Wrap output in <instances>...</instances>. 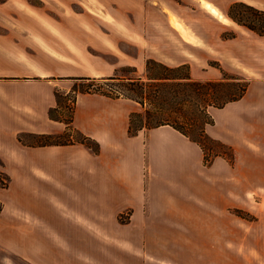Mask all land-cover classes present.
I'll list each match as a JSON object with an SVG mask.
<instances>
[{
  "label": "crops",
  "instance_id": "crops-1",
  "mask_svg": "<svg viewBox=\"0 0 264 264\" xmlns=\"http://www.w3.org/2000/svg\"><path fill=\"white\" fill-rule=\"evenodd\" d=\"M59 44L48 39L31 63L0 37V160L24 178L31 216L22 224L33 216L45 229L17 232V221L0 216L1 240L38 247L36 260L0 242V264L15 256L19 264H264V83L251 79L239 99L208 108L206 131L234 147L233 166L219 157L203 165L200 147L168 124L129 135L133 104L93 92L78 95L70 125L98 152L81 142L22 143L21 133L64 131L48 115L60 79L112 75L99 56L84 55L86 64ZM65 189L76 194L73 219L54 197ZM232 207L257 219L232 216Z\"/></svg>",
  "mask_w": 264,
  "mask_h": 264
},
{
  "label": "rangeland",
  "instance_id": "rangeland-1",
  "mask_svg": "<svg viewBox=\"0 0 264 264\" xmlns=\"http://www.w3.org/2000/svg\"><path fill=\"white\" fill-rule=\"evenodd\" d=\"M234 2H243L258 11L234 5ZM229 11L243 18L242 23L260 29L264 26V0H0V37H9L13 51L22 54L29 62L35 60L40 50L47 46V40L51 41L54 37V43H61L59 45L62 49L78 54L80 62L88 64L84 55L99 56L104 64L114 68L112 74L140 76L147 81L148 77L188 71L195 80L225 79L227 85L217 91L224 97L238 93L242 84L247 85L251 79L256 78L264 83V33L238 23L227 14ZM150 59L156 63H151L149 69H146V61ZM159 64L169 68L180 64L185 66L167 71ZM120 83L101 79H60L56 88L57 105L51 116L66 123V127L62 133L54 135L53 139L61 144L85 141V135L70 125L78 95L98 93L86 91L88 87L118 88L121 87ZM261 89L264 90L263 85ZM120 97L134 106L131 111L134 112L133 125L152 121L151 116L157 110L158 103L149 104L146 101L141 105L132 99ZM257 100L258 105L264 104V97ZM180 103L182 111L175 114L181 120L185 115L200 122L204 120L201 110L204 101L187 96ZM212 107L215 106L208 105L207 110ZM146 110L150 111L149 114ZM164 110L170 112L168 101L164 103ZM212 138L220 142L206 139L204 150L197 144L202 156L206 154L208 160V164L203 161V165L209 166L219 157L233 166L236 160L234 147L219 138ZM41 139L44 140L43 137H24V140L30 142ZM97 144L91 142L93 149L99 150ZM232 152L234 159L229 160ZM3 165L0 160L1 220L17 221V225L11 226L17 232L30 230L34 233L40 229L45 232L42 224L33 216L25 221L26 227L22 224L25 215L28 218L31 216L22 204L24 178L20 175L11 176ZM75 195L65 189L54 196L60 204L59 210L71 219L77 210L71 206ZM58 203L52 201L53 206ZM228 213L244 221L257 219L256 213L243 207H232ZM122 219L123 215L120 216ZM0 242H5L16 251L25 249V253L32 259H38L35 242H27V246H24L25 241L19 237L8 241L0 239ZM239 243L242 244V240ZM239 249L242 261L244 248L240 245ZM18 262L17 256L10 258V264Z\"/></svg>",
  "mask_w": 264,
  "mask_h": 264
},
{
  "label": "trees",
  "instance_id": "trees-1",
  "mask_svg": "<svg viewBox=\"0 0 264 264\" xmlns=\"http://www.w3.org/2000/svg\"><path fill=\"white\" fill-rule=\"evenodd\" d=\"M236 4L234 5H242L248 8L253 9L254 11H258L256 8H252L250 6H247L243 2H234ZM262 13V12H260ZM227 14L237 21L238 23L246 25L248 28L253 29L259 33H264V26H262V29L258 28L257 26H251L249 24L242 23L243 18H240L237 16L232 11L227 12ZM264 14V12H263ZM243 17V16H241ZM151 63H156L154 60H147L146 61V69H149ZM163 69L167 71H175L177 69H180L181 67L185 66L184 64H180L176 67L169 68L168 66L164 64H159ZM80 79H89V80H106V81H117L121 82L119 85L121 87L118 88H108V89H103L100 87H96L95 89H91V87L86 88V91H95L98 93H101L103 95L109 96V97H126L129 99H132L136 102H138L141 105H144L146 101L149 104H157V110L153 112L152 116V121L147 122L145 121L141 125H133L132 123V117L133 113H130L129 116V123H128V134L129 135H135L137 132L142 129L143 127L151 128V127H156L162 124H168L178 130L180 133L185 135L188 139L191 141L195 142L198 144L201 149L204 150L205 147V140H213V141H219L216 140L212 137H210L206 130H205V125L207 124H212L213 118L211 115H209L207 106L212 105L215 107H222L226 103L237 100L239 99L245 92L247 85L242 84V87L240 88V91L238 93L230 94L228 96H224L222 94H219L217 91L224 86L227 85V82L225 79H220V80H195L192 79L190 76V73L187 71L185 73H173V74H162L159 76L155 77H148V80L145 81L143 80L140 76L136 77H129V76H124V74L118 75L117 73L112 74V75H107V76H80L77 77ZM226 78V77H224ZM209 89H211L209 92ZM181 90H183L181 92ZM188 97H194V98H199L202 101L205 102L203 106H201L202 113L204 114L205 118L202 120V122L198 121V119L192 117V116H184L182 120L180 117L175 114L177 112H181L182 108L180 106V100L182 99H187ZM56 97H57V92H56ZM168 101V105L170 106V112H166L164 110V103ZM54 110L53 108L49 109L48 114L51 116V112ZM149 110H146V113L149 114ZM182 117V116H181ZM54 119H58L56 117H52ZM25 136L29 137H43L44 140H39V141H26L24 140ZM49 138V139H47ZM54 135L51 134H36V133H21L18 136V139L22 143H27L30 145H47V144H61L60 141H57ZM85 141H80L81 143H84L86 146L90 147L93 149V146L91 145V142H97L92 139L89 136H84ZM90 141V142H89ZM220 142V141H219ZM222 143V142H221ZM98 145V144H97ZM93 151H98V148L93 149ZM229 160L234 159V153L232 152L231 156L228 157ZM204 163L208 164V160L206 159V154H204L203 157ZM206 164V165H207ZM243 213V212H242Z\"/></svg>",
  "mask_w": 264,
  "mask_h": 264
},
{
  "label": "bare ground",
  "instance_id": "bare-ground-1",
  "mask_svg": "<svg viewBox=\"0 0 264 264\" xmlns=\"http://www.w3.org/2000/svg\"><path fill=\"white\" fill-rule=\"evenodd\" d=\"M99 8V7H98Z\"/></svg>",
  "mask_w": 264,
  "mask_h": 264
}]
</instances>
